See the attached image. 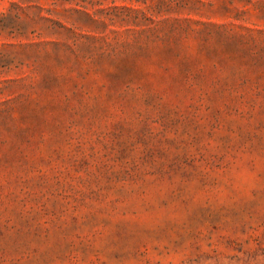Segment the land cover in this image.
I'll list each match as a JSON object with an SVG mask.
<instances>
[{
    "label": "rangeland",
    "instance_id": "rangeland-1",
    "mask_svg": "<svg viewBox=\"0 0 264 264\" xmlns=\"http://www.w3.org/2000/svg\"><path fill=\"white\" fill-rule=\"evenodd\" d=\"M0 264H264V0H0Z\"/></svg>",
    "mask_w": 264,
    "mask_h": 264
}]
</instances>
